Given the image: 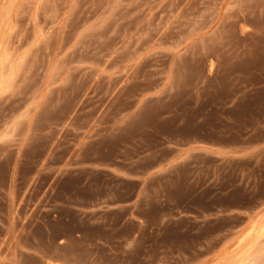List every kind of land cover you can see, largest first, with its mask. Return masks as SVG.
<instances>
[{"label":"rangeland","instance_id":"374dc122","mask_svg":"<svg viewBox=\"0 0 264 264\" xmlns=\"http://www.w3.org/2000/svg\"><path fill=\"white\" fill-rule=\"evenodd\" d=\"M0 264H264V0H0Z\"/></svg>","mask_w":264,"mask_h":264},{"label":"crops","instance_id":"0c3cea01","mask_svg":"<svg viewBox=\"0 0 264 264\" xmlns=\"http://www.w3.org/2000/svg\"><path fill=\"white\" fill-rule=\"evenodd\" d=\"M197 152H199V150L195 149V148L185 149L184 151H182L180 154L177 155L176 161L177 162H185V163H187L191 159L193 154H196ZM204 152H206V154L212 153L210 151H204ZM131 220L136 221L135 219H131ZM142 225L144 226V222H141L139 227H141Z\"/></svg>","mask_w":264,"mask_h":264}]
</instances>
